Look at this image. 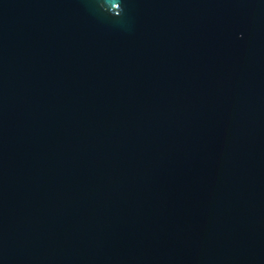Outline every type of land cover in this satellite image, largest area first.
Segmentation results:
<instances>
[{"label":"water","instance_id":"1","mask_svg":"<svg viewBox=\"0 0 264 264\" xmlns=\"http://www.w3.org/2000/svg\"><path fill=\"white\" fill-rule=\"evenodd\" d=\"M0 264H264V0H0Z\"/></svg>","mask_w":264,"mask_h":264}]
</instances>
